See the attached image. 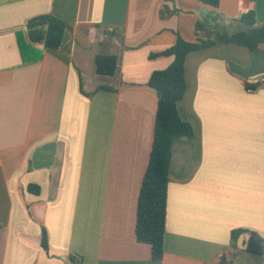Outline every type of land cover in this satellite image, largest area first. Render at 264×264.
<instances>
[{
    "label": "crops",
    "instance_id": "0c3cea01",
    "mask_svg": "<svg viewBox=\"0 0 264 264\" xmlns=\"http://www.w3.org/2000/svg\"><path fill=\"white\" fill-rule=\"evenodd\" d=\"M248 11L264 24V0H0V264H264L245 235L235 257L230 245L236 229L264 237V43L186 56L177 108L193 136L171 145L160 260L134 230L157 108L148 80L173 61L151 55L177 35L194 42L197 22L245 30ZM40 14L65 22L59 49L28 43ZM99 54L117 57L114 75L95 73Z\"/></svg>",
    "mask_w": 264,
    "mask_h": 264
},
{
    "label": "trees",
    "instance_id": "16d2710c",
    "mask_svg": "<svg viewBox=\"0 0 264 264\" xmlns=\"http://www.w3.org/2000/svg\"><path fill=\"white\" fill-rule=\"evenodd\" d=\"M202 3L217 7L219 0H200ZM161 18L169 15L165 8L160 9ZM239 22L246 26L245 30L233 33L212 32L200 22L195 25L196 40L188 42L179 35L175 43L168 49L151 55L172 56L171 64L163 69L153 71L148 86L155 90L157 108L153 126V140L142 177L136 202L135 239L138 243L150 247L152 260L163 257V240L165 235L167 187L171 145L177 138L191 139L193 129L183 120L177 108V102L185 92L184 64L186 56L195 50L207 48L217 43L237 44L253 51L264 43V24H257L253 11L239 17ZM65 22L52 14H40L27 20L25 31L30 45H42L45 49L60 48L65 33ZM22 51V44H19ZM95 73L111 76L117 72L118 59L114 55L99 54L94 59ZM38 193L39 188L34 186ZM241 235H245L244 246L252 254L264 253V237L254 231L245 229L232 230L230 245L233 248L231 257L236 256V243ZM41 247L48 249L46 233L42 232ZM218 264H231L225 257Z\"/></svg>",
    "mask_w": 264,
    "mask_h": 264
},
{
    "label": "rangeland",
    "instance_id": "374dc122",
    "mask_svg": "<svg viewBox=\"0 0 264 264\" xmlns=\"http://www.w3.org/2000/svg\"><path fill=\"white\" fill-rule=\"evenodd\" d=\"M103 81H104V83H110V81H109V80H105V79H104Z\"/></svg>",
    "mask_w": 264,
    "mask_h": 264
},
{
    "label": "built area",
    "instance_id": "2783aa9c",
    "mask_svg": "<svg viewBox=\"0 0 264 264\" xmlns=\"http://www.w3.org/2000/svg\"><path fill=\"white\" fill-rule=\"evenodd\" d=\"M261 81L264 82V79H262Z\"/></svg>",
    "mask_w": 264,
    "mask_h": 264
}]
</instances>
